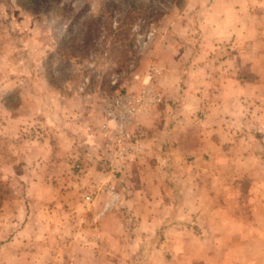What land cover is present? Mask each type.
<instances>
[{
    "label": "rangeland",
    "instance_id": "obj_1",
    "mask_svg": "<svg viewBox=\"0 0 264 264\" xmlns=\"http://www.w3.org/2000/svg\"><path fill=\"white\" fill-rule=\"evenodd\" d=\"M213 23L243 29L211 39ZM237 44L241 75L264 89V0H0V264H264V94L244 108L228 100L231 153L263 163L246 160L226 198L214 191L219 210L200 226L173 178L164 194L129 195L144 181L109 166L96 126L102 101L140 88L151 66L197 63L183 76L212 96V76L234 75ZM181 118L178 133L197 132L205 109ZM147 214L161 226H143Z\"/></svg>",
    "mask_w": 264,
    "mask_h": 264
},
{
    "label": "crops",
    "instance_id": "obj_2",
    "mask_svg": "<svg viewBox=\"0 0 264 264\" xmlns=\"http://www.w3.org/2000/svg\"><path fill=\"white\" fill-rule=\"evenodd\" d=\"M213 2L214 4H228L233 0H213ZM233 16L239 18L236 11L233 12ZM221 27L214 25V23L211 25L210 36L215 37L211 39H217V36L228 35L229 37L234 33L240 36V30L243 29L236 27L231 33L230 28ZM208 45L211 46L210 43ZM239 51L240 48L237 44L232 52L235 61L230 63L232 68L235 67L233 77L221 74L210 78V83L216 86L215 92L211 93L212 96L204 92V89L197 88L198 79L196 77L183 76L182 68L184 65H187L188 68H198L199 64L179 59L176 65L169 63L164 65L165 71L161 70L158 86L163 94V101L173 100L175 106L163 103V106L160 105L161 107L152 106L147 108L144 114L139 117L140 131L138 136L142 144V159L139 166H134L135 168H132L129 174L128 170L125 174L132 177V180L140 178L141 182L144 181V186L142 183H134L131 185L129 195L132 197L146 196L149 194L147 189L152 190L155 195L164 194L165 180L173 178L177 182V186H174L171 194L174 196L190 194L193 197L189 206L195 215V224L200 226L207 218L213 220L215 212L219 210L209 200L214 196V191H218V195H228L229 180L239 178L238 175H241V179L245 180L243 177L245 167L243 168V166L246 160L263 163L258 156L249 155L240 159L231 153L235 146L234 141L230 139L231 129L229 130L225 124V117L230 107L228 100L229 103L234 101L235 108H244L245 105L247 106L246 103L248 106H252L249 101L261 100V96L264 94L263 83L260 78L254 77V81H250L253 78L251 74H247V77L246 74L241 75L240 70L244 63L239 61ZM228 60L232 59L219 61L220 66L227 65ZM225 67L223 66L222 69ZM201 84L203 85V83ZM228 86L232 88L229 90ZM260 105L264 111L263 100ZM203 108L205 109L203 123L194 122L195 126L202 127V130L196 132L186 129L185 133H178L179 123H182L181 119H183L181 115L194 114ZM128 201L133 204L136 203L135 198H130ZM223 201L227 203L225 199ZM227 205L229 204L227 203ZM154 207L158 211L171 210L173 212L180 206L171 203L169 206L157 204ZM229 207L231 209L233 206ZM149 208V204H143L140 208L138 205H134L133 209L136 213L139 211L143 213V209L149 212ZM139 217L143 226H161L162 219L159 215L155 217L153 214H147ZM216 222L220 227L226 228L230 221L218 219ZM231 225L233 226V223ZM245 241L248 242L249 240L245 239L243 242ZM243 242L239 243L244 244Z\"/></svg>",
    "mask_w": 264,
    "mask_h": 264
},
{
    "label": "built area",
    "instance_id": "obj_3",
    "mask_svg": "<svg viewBox=\"0 0 264 264\" xmlns=\"http://www.w3.org/2000/svg\"><path fill=\"white\" fill-rule=\"evenodd\" d=\"M160 73L159 69L151 66L140 88L132 92H116L102 101L97 128L109 166L117 168L121 174L142 159L139 117L147 108L163 102V94L157 85ZM75 168L77 171L81 169L79 164ZM85 199L90 201L91 197L86 196Z\"/></svg>",
    "mask_w": 264,
    "mask_h": 264
}]
</instances>
